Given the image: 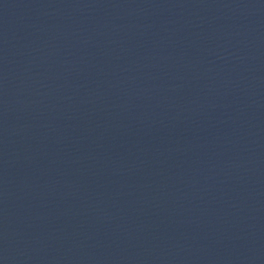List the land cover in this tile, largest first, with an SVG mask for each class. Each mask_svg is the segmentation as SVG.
Here are the masks:
<instances>
[{
	"label": "water",
	"instance_id": "95a60500",
	"mask_svg": "<svg viewBox=\"0 0 264 264\" xmlns=\"http://www.w3.org/2000/svg\"><path fill=\"white\" fill-rule=\"evenodd\" d=\"M0 264H264V0H0Z\"/></svg>",
	"mask_w": 264,
	"mask_h": 264
}]
</instances>
